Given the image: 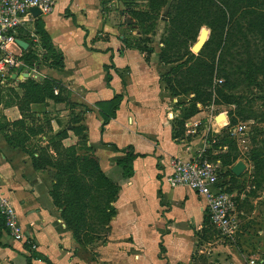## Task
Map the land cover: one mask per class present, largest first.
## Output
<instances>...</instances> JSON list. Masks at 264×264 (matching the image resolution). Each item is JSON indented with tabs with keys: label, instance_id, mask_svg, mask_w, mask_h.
I'll use <instances>...</instances> for the list:
<instances>
[{
	"label": "crops",
	"instance_id": "crops-1",
	"mask_svg": "<svg viewBox=\"0 0 264 264\" xmlns=\"http://www.w3.org/2000/svg\"><path fill=\"white\" fill-rule=\"evenodd\" d=\"M147 1L133 0L131 5L145 9ZM124 2L55 0L50 12L18 30L17 37L32 43L37 60L19 72L17 67L7 84H0V121L21 117L10 89L21 96L18 81L27 77L52 81L53 92L65 97L30 102L26 123L47 121L50 129L37 133L43 143L47 135L65 130L62 143L93 154L102 171L119 184L106 240L87 246L75 242L53 202L50 178L32 165V148L8 139L20 128L0 127V192L12 203L25 233L24 240L14 239L0 217V264H27V258L32 264H245L234 255L219 256V261L199 256L204 197L185 185H172L161 170L168 169L171 156L190 154L185 141L193 147L200 142L195 136L173 135L182 95L166 87L161 77L165 62L153 37L150 52L134 46L140 33ZM12 48L20 55L25 49ZM53 50L61 55L60 65L52 64ZM117 94L118 106L112 110ZM76 115L80 120L72 122ZM75 125L83 128L75 130ZM126 145L141 153L132 159L128 177L113 159Z\"/></svg>",
	"mask_w": 264,
	"mask_h": 264
},
{
	"label": "trees",
	"instance_id": "trees-1",
	"mask_svg": "<svg viewBox=\"0 0 264 264\" xmlns=\"http://www.w3.org/2000/svg\"><path fill=\"white\" fill-rule=\"evenodd\" d=\"M167 1H169V9L165 26L166 34L161 39L163 46L160 48L159 55L165 63L174 62V64L165 69L161 73V77L171 94L188 95L187 102L182 104L179 115L175 118L173 135L177 137L184 135V122L198 112V103H202L211 96L212 89L210 86L214 75L217 74H215V54L205 58L200 54V51L193 52L187 45V38L196 33L202 24H206L210 27L207 44L215 40L220 50L218 59L222 61L224 54L236 44L237 39L245 38L249 41L248 35L250 34L260 43L262 58L264 59V0H148L145 9L134 8L129 4V1L125 0V9L134 18L140 33L139 36L147 33L145 26L154 23V20L160 15L161 7ZM35 18H39V16ZM243 19L247 22L244 23ZM201 29L200 31H207L206 26H202ZM139 36L135 39L134 46L147 52L153 50L151 45L145 44L146 38L142 39ZM42 38L46 45L51 46L45 34H42ZM147 39L150 41V37ZM51 54L53 56L52 64L60 65L62 63L61 55L54 50ZM20 57L28 65L37 60L38 57L30 41L29 45L23 49ZM18 85L23 90L22 95L20 96L11 87L10 99L16 101L21 111V117L13 120H2L0 127L11 125L20 128L18 132L12 131L8 139L11 142L15 140L16 144H24V140L31 134L40 131L46 132L47 129H50L47 121L43 124L26 123L25 118L31 116L30 102L44 101L46 97L65 100V97L53 92V82L49 80L41 83L27 77L23 81H18ZM119 98L118 94L113 97L111 101L112 110L118 106ZM179 101L183 102L182 100ZM70 107L72 109V103H70ZM79 120L80 117L77 115L71 117L72 122ZM229 121L230 123L235 122V117L231 111ZM82 128V125L74 126L75 130ZM66 134L65 130H61L47 135V140L37 145L36 151L31 149L30 154L32 165L35 168L47 166L53 168L52 171L50 170L52 173L50 194L53 202L60 207L59 215L65 222L66 228L71 231L74 238L83 243L85 238L81 241L80 234L85 237L91 231L109 228L110 219L115 214V206L112 202L118 194L119 184L102 171L93 154L79 153L74 144L64 145L62 138ZM81 134L84 135V133ZM215 137L217 139L212 142V145L220 148L225 144L219 135L216 134ZM211 149L209 144L208 151ZM120 150L122 153L114 156L113 159L121 167L122 175L128 177L133 171L132 159L141 153L134 152L131 145H126ZM225 152L226 150L219 151L212 157L218 156L222 164L227 166L226 163L233 162L237 158V154L236 152H227V157L224 158ZM249 154L255 170L263 169L264 156L260 155L262 153L257 149H252ZM228 170L231 169L227 166L222 171V175L228 176L229 183L225 179L227 182L226 189L232 190ZM0 217L2 218L1 215ZM2 223L4 225L3 218ZM203 223L201 235L204 239L206 229L211 224L207 214H204ZM27 246L29 248L30 244L28 243ZM162 249L163 246L161 245ZM27 264H32L29 258H27Z\"/></svg>",
	"mask_w": 264,
	"mask_h": 264
},
{
	"label": "rangeland",
	"instance_id": "rangeland-1",
	"mask_svg": "<svg viewBox=\"0 0 264 264\" xmlns=\"http://www.w3.org/2000/svg\"><path fill=\"white\" fill-rule=\"evenodd\" d=\"M127 1L130 2L129 4H134L132 3L133 0ZM168 9L169 1L161 7L160 15L154 20V23L145 26L147 33H143L139 37L146 38L144 40L146 45L151 44L147 37L152 36V42L157 47L163 46L161 39L166 34ZM243 21L244 23L247 22L245 19ZM202 26H206L208 29L209 38L210 27L202 24L196 33L187 38V45L190 49L200 30H202ZM248 38L249 41L245 38L237 39L236 44L224 54L222 61L218 59L220 50L215 40L208 44L206 40L199 50L205 58L215 54V74L217 73V76L222 75L223 80L213 87L211 85V96L202 103H198L199 114L194 118L201 119L202 123L197 133H188V136L190 138L192 136L197 137L200 145L202 144L201 140L205 139L212 149L226 150L224 158L227 157V152H236L237 158L231 163H226L230 169L239 159L245 162V168L239 174L228 170L231 177V188L238 197V208L243 211L239 213L241 218L240 230L234 239L228 240L222 237L210 224L209 228L206 229L199 256L207 257L206 255H208L213 260L219 261V256L227 259L234 255L245 264H264V166L260 171L255 170L249 154L252 149H257L262 153L260 155L264 156V59L258 40L251 37L250 34ZM172 64L174 62L165 63L163 69H167ZM180 98L183 102H187L188 95L184 94ZM2 105L0 104V109ZM221 111L225 112L226 116L215 119V115ZM230 111L235 117V122L232 123L229 121ZM203 117L206 119L204 120ZM226 121H228V126L240 124L242 128L237 130L233 136L227 131ZM204 125H207L208 128L204 129ZM184 127L186 131L187 126L184 125ZM216 134L225 142V148H222L223 145L220 148L212 145V142L217 139ZM24 142L35 151L37 145L43 143L37 133L31 134ZM40 169L43 171L45 179L49 180L50 178L52 181L51 171L53 168L47 166ZM107 232L108 228H105L100 231H91L85 237L80 234L81 241L85 238L83 243L77 238L73 237V239L77 244L94 245L96 241L106 240ZM200 259L197 258L202 262ZM212 263L215 264V262Z\"/></svg>",
	"mask_w": 264,
	"mask_h": 264
},
{
	"label": "built area",
	"instance_id": "built-area-1",
	"mask_svg": "<svg viewBox=\"0 0 264 264\" xmlns=\"http://www.w3.org/2000/svg\"><path fill=\"white\" fill-rule=\"evenodd\" d=\"M54 4L55 0H0V84H7L11 72L20 64H25L12 45L19 46L16 41L18 30L27 27V22L38 16L33 14L31 8L37 6L40 14L48 13ZM33 39L37 40V37ZM222 80L221 76L214 75L212 87ZM201 123L202 120L193 115L187 118L184 122L187 126L184 135L197 133ZM225 124L228 126V121ZM241 128L242 125L236 124L228 126L227 131L234 136ZM185 145L190 154L187 157L171 156L168 169L161 170L163 177L172 185H185L202 195L205 200L204 213L208 215L212 226L225 239H234L241 225L239 201L233 190L226 189L229 178L223 176L222 171L227 166L222 164L218 156L212 157L219 150L208 151L209 144L205 139L198 147H193L191 141H185ZM0 215L14 239L24 240V229L18 222L15 208L3 192H0Z\"/></svg>",
	"mask_w": 264,
	"mask_h": 264
},
{
	"label": "water",
	"instance_id": "water-1",
	"mask_svg": "<svg viewBox=\"0 0 264 264\" xmlns=\"http://www.w3.org/2000/svg\"><path fill=\"white\" fill-rule=\"evenodd\" d=\"M33 14L35 16L39 15L40 14V10L38 9L37 6H33L31 8ZM208 38V29L207 31H200L199 34H198V37L197 39L193 42V44L191 45V50L195 53H197L201 47L204 45L205 41L207 40ZM16 41L17 43L23 47V48H26L28 46V41L22 39V38H19L17 37L16 38ZM23 67V64H20L18 66V69L17 71L19 72ZM27 72H24V76H27ZM223 116H226V113L221 111L219 112L218 114L215 115V119H218L220 117H223ZM245 168V162L241 159L237 160L232 166H231V170L232 172H234L235 174H239L241 172L242 169Z\"/></svg>",
	"mask_w": 264,
	"mask_h": 264
},
{
	"label": "bare ground",
	"instance_id": "bare-ground-1",
	"mask_svg": "<svg viewBox=\"0 0 264 264\" xmlns=\"http://www.w3.org/2000/svg\"><path fill=\"white\" fill-rule=\"evenodd\" d=\"M224 117V116H223Z\"/></svg>",
	"mask_w": 264,
	"mask_h": 264
}]
</instances>
